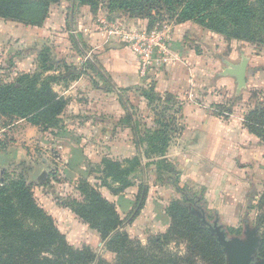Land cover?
<instances>
[{
    "label": "rangeland",
    "instance_id": "374dc122",
    "mask_svg": "<svg viewBox=\"0 0 264 264\" xmlns=\"http://www.w3.org/2000/svg\"><path fill=\"white\" fill-rule=\"evenodd\" d=\"M1 24L9 28H5L8 32L12 29L15 34L8 36L0 32V82L12 83L17 78L20 74L17 66L19 60H22L20 62L24 66L31 64L34 70H37L40 66L39 51L49 50L53 60H66L71 65L66 71L60 68L58 71L60 73H50L62 76L61 81L54 86L68 88L71 84H76L83 89L80 91L74 88L67 93L66 101L69 108L65 116L68 118L76 116L79 120L88 117L94 120L95 118L107 120L116 113L117 115L122 113L123 117L128 116L124 102L137 120L147 115L144 109L139 108L141 99L145 100L142 94H145L147 86L144 89L140 85L126 88L109 75L110 70L115 71L114 68L117 69L122 60L118 57L113 62V57L118 56L114 51L123 48L126 50V44L121 41L122 28H145L163 31L169 35L167 62L162 63L156 70H166L168 65L174 68L180 62V57H173L172 51H176V54L181 52V56L186 58L188 52L191 54L192 51L196 52L198 58L201 57L197 59V64H193V67L198 68L196 72L200 73L207 67L212 70L210 72L214 87L211 88V96L215 98L210 99L208 105L216 102L221 105L213 107L215 115L218 112L227 115L231 112L229 115L238 122L249 110L264 105V47L244 41L227 40L193 21L181 22L176 17L164 15L148 27L146 20L139 16L132 17L125 11H110L101 4L94 10L80 4L79 0H62L50 5L44 23L38 28L30 29L35 32L28 34L29 29L22 27L23 24L0 18ZM14 25L18 27L11 28ZM210 36L211 42L208 47L204 46L201 49L202 40H208L206 37ZM129 50L128 48L126 51ZM183 51L186 55L182 53ZM103 55L108 56V62L100 59ZM241 56L248 60L246 86L236 93L235 78L223 77L230 79L219 78L220 80L217 78L226 67L224 60L239 64ZM99 72L105 74L108 79H102ZM72 73L78 75L75 80H70ZM224 82L225 85H220ZM86 83L89 87H85ZM86 88L95 90L88 91ZM159 95L154 93L152 97V112L156 114L158 110L164 113L165 119L173 117L174 107L169 109L168 105L158 102ZM86 100L91 101L92 108L98 103L102 107L97 111L90 110V113H84L81 108ZM94 100L97 104L93 103ZM76 106L81 107L76 110L77 115L72 112ZM13 122L14 118L0 117V128H5L6 131L1 133L0 138V187L4 182L20 178L26 184H30L36 204L46 212L58 232L75 249H89L93 254L109 262L114 258V255L104 247L100 234L82 221L68 206H64V203L72 200L79 202L83 200L79 191V179L83 177L105 200L114 204L116 213L123 223L122 230L143 246L150 245L153 239L162 238L164 235L169 224L166 209L172 202L184 205L201 226L203 225L200 219L193 213L199 208L205 211L208 222L212 223L218 218L219 224L223 226L229 238L243 239L245 228L248 226L250 229L258 230L261 240L264 224L260 225V222L264 206L259 205L264 202H260L264 194V144L257 143L256 139L249 142L246 139L236 141L235 144L240 149H237L235 155L229 152L228 164L223 168L226 169V177L220 186L221 189L216 192L213 189L210 191L201 187L192 188L182 183L181 172L177 165H174L179 172L178 186L185 193L195 197L192 201H186L181 192H177L176 188L169 184V180H172L171 175L162 171L156 172V166L152 165L156 161L146 165V174L142 172L130 174L132 186L114 194L110 187H118V184L103 179L100 164L104 157L102 158L100 153L97 157L89 159L92 160V164L84 161L81 156L78 166L66 165L65 160L69 156L64 154V159H57L54 154H60L62 150H57L56 153V148L53 147V150L49 151L47 135L32 132L24 123ZM143 130L142 128V132ZM3 134L5 135L2 139ZM64 143L68 145L74 142L65 140ZM107 144L108 142H102L97 146L104 149L106 155H112L106 150ZM43 159L48 161L47 165ZM56 160L58 163L55 164ZM42 165H46L45 168ZM210 167L211 165H205V170L209 171ZM143 185L146 186V192L140 189ZM178 242L172 239L163 248L169 252L183 253L184 243ZM261 260L264 258L257 251L255 262Z\"/></svg>",
    "mask_w": 264,
    "mask_h": 264
},
{
    "label": "trees",
    "instance_id": "16d2710c",
    "mask_svg": "<svg viewBox=\"0 0 264 264\" xmlns=\"http://www.w3.org/2000/svg\"><path fill=\"white\" fill-rule=\"evenodd\" d=\"M60 1L0 0V18L25 26L40 27L48 15L50 5ZM79 3L94 10L101 4L110 11H125L132 17L139 16L146 20L148 27L168 15L181 22L193 21L227 40L264 47V0H79ZM39 55L40 66L37 70L20 73L12 83L0 82V117L25 120L40 132H51L60 129V116L67 106L66 99L53 89L62 76L53 74L60 73V68L66 71L71 65L66 60H53L49 50L39 51ZM77 77L72 73L70 80ZM152 89L150 86L142 94L150 107L154 95ZM157 101L168 105L169 109L174 107L172 114L178 113L177 102L172 94L157 96ZM153 114L156 128L144 129L140 139V143L146 145L144 153L148 159L163 157L170 133L178 130L174 115L165 119V114L158 110ZM216 115L228 116L222 112ZM242 125L264 144V105L244 114ZM100 165L103 179L118 184L119 188L110 187L114 194L132 186L130 174L142 172L139 157L122 161L104 158ZM155 166L157 173L162 171L171 175L169 184L181 192L186 201L195 199L178 186L179 172L174 164L159 159ZM79 181L83 200H72L64 203V206H68L100 234L104 247L114 255L113 260L106 261L89 249L71 247L58 232L52 219L34 201L31 185L20 178L4 182L0 187V264H225L226 257L214 236L198 223L184 205L172 202L166 209L169 224L164 235L153 239L150 245L143 246L122 230L123 223L114 204L105 200L84 177ZM140 189L143 192L147 190L144 185ZM261 201H264V194ZM263 206L264 202L260 203L259 207ZM261 220L260 225L264 224V213ZM172 239L179 241L178 244L184 243L183 253L169 252L163 248ZM258 253L264 258V232Z\"/></svg>",
    "mask_w": 264,
    "mask_h": 264
},
{
    "label": "crops",
    "instance_id": "0c3cea01",
    "mask_svg": "<svg viewBox=\"0 0 264 264\" xmlns=\"http://www.w3.org/2000/svg\"><path fill=\"white\" fill-rule=\"evenodd\" d=\"M15 27L18 26L14 25L11 28L15 29ZM22 27L27 30L29 29L28 34L30 32H35L30 29L38 28L25 25ZM5 28L8 27L1 24L0 32L2 31V33L4 32L8 36L15 34L12 29H10L11 32H8ZM207 38L208 40H202L203 43L200 45L201 49L204 46L208 47L211 42V36L206 37V39ZM125 48L126 50L128 49L127 47ZM126 50L123 48L114 51V54L118 56L113 57V62L114 59L118 57L122 60L118 68H114L117 74H115V71L110 70V77L126 88L131 85H140L143 89L146 88L145 86H147V88L150 86L154 87V93H159L160 97H164L166 93H170L177 102L176 106L179 110L174 117L178 130L170 133V141L163 157L146 158L144 153L146 145L140 143V139L143 136L142 128L150 130L156 128L155 116L151 111V107L148 106V102L143 99H141V106L139 108L142 110L144 109V113H147V115L145 114L146 116L144 117L141 116V119L138 120L132 113V110L129 109L126 102H124L128 116L123 117L122 113L118 115L116 113L114 117H108L109 120L103 118H95L96 120H94L92 117L79 120L76 116L73 118L70 116V118H68L65 116L69 108V106H67L60 116V129L51 132H40L37 127L32 126L25 120H14L13 123H24L27 129L32 130V132L47 135L49 137L46 138L49 151H52L53 147L56 148V151L62 150L60 154L54 155L57 159H64V154L69 156V158L65 160V164L69 166H78V161L82 159L81 156H83L84 161H88L89 164H92V160L90 161L89 159L97 157L99 153L102 155V158L108 157L118 161L139 157L142 173L146 174V165H149L148 163L159 159H166L171 164L177 165L181 172V182L189 187L213 189L215 192L221 189L220 186L226 177V169L223 168L228 164L227 157L229 156V152H231V154L233 152L235 155L237 149H240V147L235 144L236 141H239V139H246L249 142L256 139L257 143H259V140L244 129L242 125L243 116L240 117L237 122V120H234L233 116L218 117L214 114L213 104L211 103L208 105L210 99L215 98V96H211V88L214 87V80L210 72L212 71L210 70L211 68H204V71L197 73L196 71H198V68H195V66L193 67V64H197V59L201 57L198 58L196 52L192 51V54L188 52V58H186L183 57V55L181 56V52L176 54V51H172L173 57H180V62H178L174 68L172 65H168L166 70H150L145 76H142L139 71L140 69L138 70L139 64L136 59L133 57L130 50ZM182 53L184 54L185 52L183 51ZM100 59H104L106 62L109 61L107 60L109 59L107 55L101 56ZM20 61L22 60L17 61L19 73H31L34 71L31 64L24 66ZM232 64L238 63L233 62ZM134 69L139 73H136ZM99 74L102 76V79H108L102 72H99ZM81 78L82 77H80V79ZM219 78L230 79L218 77L217 80H220ZM217 80L216 82H219ZM152 81L154 83H152ZM220 85H225V82ZM85 87H89V84L86 83ZM74 88L83 91L81 86H76V84H71L68 88H64L61 85H55L53 87L54 91L65 99L67 93ZM91 89L95 90L94 88ZM91 89L89 88L88 91ZM84 102L86 105L84 104L82 108L76 106L72 112L77 115L78 112L76 110L81 108L84 110V113H90V110L97 111L102 107L99 106L100 103L97 104L95 100L93 103L97 105H94L93 108L90 104L91 101L86 100ZM214 104L220 103L216 102ZM2 130L6 133L5 128H2ZM4 135L5 134H3L2 139ZM65 140H68V142L73 141L74 143H68L67 145L64 143ZM102 142H108L106 150L112 153V155H106L103 152L104 149H100L97 146V144H101ZM56 153H58V151ZM113 156H116V158H112ZM45 159H43V161L46 164L48 161ZM54 162L55 164L58 163L57 160ZM207 164L209 166L211 165L209 171L205 170V165ZM46 165L42 166L45 168ZM44 175L45 173L42 174V176Z\"/></svg>",
    "mask_w": 264,
    "mask_h": 264
},
{
    "label": "water",
    "instance_id": "95a60500",
    "mask_svg": "<svg viewBox=\"0 0 264 264\" xmlns=\"http://www.w3.org/2000/svg\"><path fill=\"white\" fill-rule=\"evenodd\" d=\"M224 63L226 67L219 76L235 78L238 93L246 86L248 60L245 56H241L239 64H232L228 61H224ZM193 213L197 215L206 230L214 236L215 241L226 257V264H264V260L255 262V256L260 245V237L256 228L250 229L246 226L243 239L229 238L223 226L219 224L218 218L210 223L203 209L199 208Z\"/></svg>",
    "mask_w": 264,
    "mask_h": 264
},
{
    "label": "built area",
    "instance_id": "2783aa9c",
    "mask_svg": "<svg viewBox=\"0 0 264 264\" xmlns=\"http://www.w3.org/2000/svg\"><path fill=\"white\" fill-rule=\"evenodd\" d=\"M120 32L121 41L130 49L139 64L142 76L167 62L169 35L165 32L145 28H122ZM3 132L0 128V138Z\"/></svg>",
    "mask_w": 264,
    "mask_h": 264
},
{
    "label": "flooded vegetation",
    "instance_id": "af4514ba",
    "mask_svg": "<svg viewBox=\"0 0 264 264\" xmlns=\"http://www.w3.org/2000/svg\"><path fill=\"white\" fill-rule=\"evenodd\" d=\"M219 222V221H218Z\"/></svg>",
    "mask_w": 264,
    "mask_h": 264
}]
</instances>
